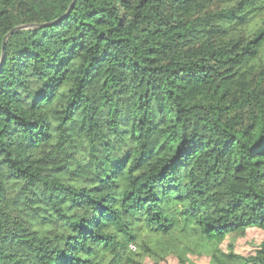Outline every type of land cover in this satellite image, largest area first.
<instances>
[{
    "label": "trees",
    "instance_id": "1",
    "mask_svg": "<svg viewBox=\"0 0 264 264\" xmlns=\"http://www.w3.org/2000/svg\"><path fill=\"white\" fill-rule=\"evenodd\" d=\"M72 3L0 0V264H264V0Z\"/></svg>",
    "mask_w": 264,
    "mask_h": 264
},
{
    "label": "rangeland",
    "instance_id": "2",
    "mask_svg": "<svg viewBox=\"0 0 264 264\" xmlns=\"http://www.w3.org/2000/svg\"><path fill=\"white\" fill-rule=\"evenodd\" d=\"M264 242V231L258 228H248L246 235L237 238H227L220 246L223 252H235L243 257L256 255L261 244ZM187 264H211V258L207 255H189ZM169 264H181L175 256L168 258ZM144 264H153L148 258Z\"/></svg>",
    "mask_w": 264,
    "mask_h": 264
},
{
    "label": "water",
    "instance_id": "3",
    "mask_svg": "<svg viewBox=\"0 0 264 264\" xmlns=\"http://www.w3.org/2000/svg\"><path fill=\"white\" fill-rule=\"evenodd\" d=\"M76 0H73V3L70 7V10L72 9V7L74 6ZM47 24H43V25H40V26H46ZM33 26H19V27H16L14 28L12 31H10L5 37H4V42H3V51H4V48H5V45L7 43V40L9 39V37L14 34L15 32L19 31V30H25V29H29V28H32ZM3 55H4V52H3Z\"/></svg>",
    "mask_w": 264,
    "mask_h": 264
}]
</instances>
